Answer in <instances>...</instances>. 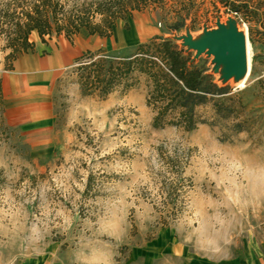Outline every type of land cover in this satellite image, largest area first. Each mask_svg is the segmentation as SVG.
Here are the masks:
<instances>
[{
    "label": "rangeland",
    "instance_id": "1",
    "mask_svg": "<svg viewBox=\"0 0 264 264\" xmlns=\"http://www.w3.org/2000/svg\"><path fill=\"white\" fill-rule=\"evenodd\" d=\"M34 1L0 0L4 81L15 63L14 24ZM59 2L58 16H68L119 1ZM230 19L249 47L246 78L224 82L222 66L215 72L213 56L202 54L230 92L199 106L205 122L191 131L153 127L144 78L104 99L81 95L73 63L45 93L25 87L16 98L8 81L0 101V264H244L264 253V3L247 21L218 0H166L132 11L110 38L88 45L126 56L164 36L183 47V36L200 38ZM29 39L35 54L48 52L35 31ZM175 154L185 165L171 214L164 198L173 175L163 158Z\"/></svg>",
    "mask_w": 264,
    "mask_h": 264
},
{
    "label": "trees",
    "instance_id": "2",
    "mask_svg": "<svg viewBox=\"0 0 264 264\" xmlns=\"http://www.w3.org/2000/svg\"><path fill=\"white\" fill-rule=\"evenodd\" d=\"M59 1L36 0L28 8L22 9L23 18L14 24L15 36L10 45L14 60L22 53L34 51L35 43L29 39L33 31L42 42H46V36L51 38L61 34L71 40L82 30L90 35L108 38L119 19L126 20L132 11H140L155 3L163 5L166 0H144L142 4L118 0L117 4L97 3L94 8L83 5L68 16H58L57 9L62 7ZM181 1L186 0H172L175 4ZM189 1L191 3L192 0ZM218 1L230 14L247 21L257 16L264 3V0H260L256 6H252V0ZM183 23V20L178 21L171 29L176 30ZM193 56V51H186L173 39L153 36L139 43L135 51L126 56L87 50L75 60L73 71L77 75L81 95H96L101 99L115 90L127 91L144 78L146 105L153 111V127L176 126L191 131L205 122L196 109L214 97H224L230 92L227 85L215 82L204 60L193 59ZM2 99L0 79V101ZM163 161L173 175L164 204L167 212L175 214L179 210L185 162L178 154L165 156Z\"/></svg>",
    "mask_w": 264,
    "mask_h": 264
},
{
    "label": "crops",
    "instance_id": "3",
    "mask_svg": "<svg viewBox=\"0 0 264 264\" xmlns=\"http://www.w3.org/2000/svg\"><path fill=\"white\" fill-rule=\"evenodd\" d=\"M77 35L74 36L75 40H73L74 37L69 40L64 34L52 36L49 39L55 37L57 40H46V42H43L48 45V52L44 55H37L34 51L22 53L18 59H15L13 68L7 76V80L4 81V78H0L2 92L8 81L12 80V87L15 90L16 98L21 97L22 94H19V90L25 87L27 90L30 89L31 92L32 89H39L42 90V93H45L53 83L61 78L65 69L73 66L79 56L87 50L92 51L89 48V42L95 43L96 40L107 39L99 37L98 35H90L86 31L83 35H88L89 40L87 38L85 39V36L82 34L79 38ZM127 38H131L129 34ZM243 263L264 264V253L254 258H246Z\"/></svg>",
    "mask_w": 264,
    "mask_h": 264
},
{
    "label": "water",
    "instance_id": "4",
    "mask_svg": "<svg viewBox=\"0 0 264 264\" xmlns=\"http://www.w3.org/2000/svg\"><path fill=\"white\" fill-rule=\"evenodd\" d=\"M186 51H193V59L202 54L213 56L214 71L221 69L224 82L242 80L248 71L247 43L245 34L238 30L236 22L230 19L227 24H217V28L204 30L200 38L193 39L190 34L182 37Z\"/></svg>",
    "mask_w": 264,
    "mask_h": 264
},
{
    "label": "bare ground",
    "instance_id": "5",
    "mask_svg": "<svg viewBox=\"0 0 264 264\" xmlns=\"http://www.w3.org/2000/svg\"><path fill=\"white\" fill-rule=\"evenodd\" d=\"M247 42V41H246ZM249 47L247 46V60H248V65H249ZM246 78V77H245ZM245 79H243L242 81H241V83H240V85H242L243 84V81H244Z\"/></svg>",
    "mask_w": 264,
    "mask_h": 264
}]
</instances>
